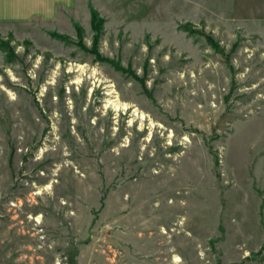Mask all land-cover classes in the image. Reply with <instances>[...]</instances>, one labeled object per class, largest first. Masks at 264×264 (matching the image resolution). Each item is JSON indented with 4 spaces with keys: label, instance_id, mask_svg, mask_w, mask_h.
<instances>
[{
    "label": "rangeland",
    "instance_id": "1",
    "mask_svg": "<svg viewBox=\"0 0 264 264\" xmlns=\"http://www.w3.org/2000/svg\"><path fill=\"white\" fill-rule=\"evenodd\" d=\"M0 39V264H264V0H82Z\"/></svg>",
    "mask_w": 264,
    "mask_h": 264
},
{
    "label": "crops",
    "instance_id": "2",
    "mask_svg": "<svg viewBox=\"0 0 264 264\" xmlns=\"http://www.w3.org/2000/svg\"><path fill=\"white\" fill-rule=\"evenodd\" d=\"M79 4L82 0H0V22L55 21L61 15L68 16Z\"/></svg>",
    "mask_w": 264,
    "mask_h": 264
},
{
    "label": "trees",
    "instance_id": "3",
    "mask_svg": "<svg viewBox=\"0 0 264 264\" xmlns=\"http://www.w3.org/2000/svg\"><path fill=\"white\" fill-rule=\"evenodd\" d=\"M102 18L99 16V13L93 9L92 10V22L94 23V27L98 30L101 29V23H102ZM179 28L184 30L185 32H187L189 35L193 36V37H197V33H199V31L192 26V24L190 22H186V23H182L179 25ZM54 35H56L57 37H59V39L61 40H66V36H63L62 34H57V33H53ZM205 35L206 40L208 42V44L216 51L224 53L223 48L220 45V42H218L217 40H215L211 35H207V34H202ZM0 49L5 52V54H7V56L10 54L11 52V48L8 46V43L3 40L0 39Z\"/></svg>",
    "mask_w": 264,
    "mask_h": 264
},
{
    "label": "bare ground",
    "instance_id": "4",
    "mask_svg": "<svg viewBox=\"0 0 264 264\" xmlns=\"http://www.w3.org/2000/svg\"><path fill=\"white\" fill-rule=\"evenodd\" d=\"M39 220V219H38Z\"/></svg>",
    "mask_w": 264,
    "mask_h": 264
}]
</instances>
